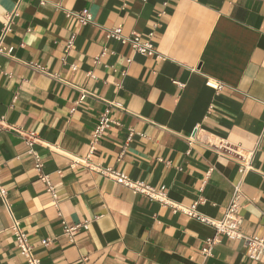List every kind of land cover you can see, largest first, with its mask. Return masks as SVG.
I'll list each match as a JSON object with an SVG mask.
<instances>
[{"label":"crops","instance_id":"obj_1","mask_svg":"<svg viewBox=\"0 0 264 264\" xmlns=\"http://www.w3.org/2000/svg\"><path fill=\"white\" fill-rule=\"evenodd\" d=\"M84 9L93 24L67 17ZM15 12L0 55V264H27L15 221L41 264H264L223 235L206 256L214 227L95 170L165 187L212 220L241 184V231L264 237V0H0V41ZM117 28L153 34L166 60L108 39ZM108 108L115 123L92 151ZM224 142L254 152L250 171L212 146Z\"/></svg>","mask_w":264,"mask_h":264},{"label":"built area","instance_id":"obj_2","mask_svg":"<svg viewBox=\"0 0 264 264\" xmlns=\"http://www.w3.org/2000/svg\"><path fill=\"white\" fill-rule=\"evenodd\" d=\"M15 16H16V12L12 14H8L6 16V23L3 29V37L0 41V55L3 54V50L1 47L2 40L6 36V34L11 31L12 22ZM73 16L83 26H87L94 23V17L88 9H84L79 13L67 12V17H73ZM149 36H150L149 38L151 39L153 34H150ZM107 38L114 39L116 41H119L123 45L130 46L140 55L148 56V57H157L160 60H166L163 55L158 53V51L155 49V46L150 39L143 40L142 36L138 33H132L131 35H124L122 30L117 28V29L108 30ZM73 41H74V37H72L68 43L67 46L68 51L71 49L73 45ZM106 55H107V50L105 49L104 52L99 57H96L94 59V63L95 64L100 63L102 57ZM156 74H157L156 72H153V75ZM89 76H92L91 73H89ZM207 86L215 90L217 94L223 89V85L221 83L213 80H209L207 82ZM114 123L115 122L110 118V109L108 108L103 113L99 121V124L95 129V133L93 135L92 147H91L92 151H94L95 145L98 143L99 139L104 135L106 130L110 127V125ZM21 134L26 138V143L31 148L33 147L34 143L38 140L34 133H29V134L21 133ZM132 135L133 133L131 132L129 139L132 137ZM263 137L264 134L262 138ZM212 146L214 147V149H216L218 154L223 157L232 158L231 155H233L234 157L232 159H234V161H236L242 166L244 172L250 171L252 169L254 152L244 155L240 153L238 150L231 148L227 142L221 143L220 145H215V146L212 145ZM29 153L35 155L33 150H31ZM79 163H80L79 161H74L72 167H76ZM42 167L43 165L41 160L37 159L36 170L40 173V180L46 183L49 187V191L53 193V188L50 184L49 177L43 175ZM95 170L101 173L102 175L109 177L112 180L124 185L125 187L132 190L134 193L143 194L152 200L161 202L163 205H170L176 211H182L187 215H189L190 217L197 218L200 221L210 224L212 227H214V229L216 230V237L212 240L207 241V247L204 249V253L206 256H210L212 254L213 252L212 246L218 241L217 237L223 235L233 240H244L246 246V254L249 259L255 261V260H259L260 257L264 258V237L247 236L244 235L241 231V225H242V217L240 215V208H241L240 198L242 196L241 184L235 187L231 202L228 208L226 209L224 217L221 220H212L200 215L197 212L196 210L197 204H195L193 207L188 209L174 205L171 201L167 199L166 193L164 191L165 187H162L161 189L157 190L151 185H148L141 181H133L124 173H120L113 169H105L100 166H97ZM0 195L2 199L6 201L8 192L0 187ZM82 226L86 227V225H79L71 228L66 227L65 230L67 234L73 237L77 232V230ZM12 230L16 238L18 250L26 260V263L41 264V262L37 259L35 255V249L33 245L30 243L27 234L20 227L18 222L15 221V223L12 226ZM42 244L44 246H48L49 241L47 240L42 241Z\"/></svg>","mask_w":264,"mask_h":264}]
</instances>
